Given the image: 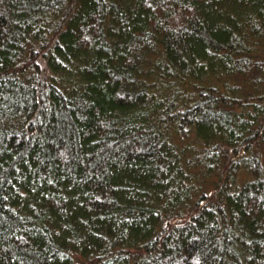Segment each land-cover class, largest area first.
<instances>
[{"label": "trees", "instance_id": "16d2710c", "mask_svg": "<svg viewBox=\"0 0 264 264\" xmlns=\"http://www.w3.org/2000/svg\"><path fill=\"white\" fill-rule=\"evenodd\" d=\"M0 264H264V0H0Z\"/></svg>", "mask_w": 264, "mask_h": 264}]
</instances>
